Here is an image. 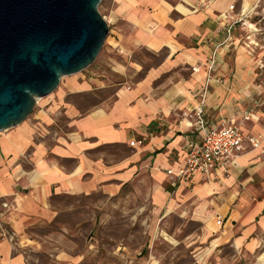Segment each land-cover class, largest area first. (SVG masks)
<instances>
[{"label":"crops","instance_id":"1","mask_svg":"<svg viewBox=\"0 0 264 264\" xmlns=\"http://www.w3.org/2000/svg\"><path fill=\"white\" fill-rule=\"evenodd\" d=\"M257 10V0H112L107 50L122 58L114 70L126 76L141 69L131 59L136 48L161 57L138 80L117 87L109 101L85 112L67 104V132L50 133L45 122L31 120L0 131V202L11 203L1 221L18 240L40 250L43 242L28 229L56 216L53 195L98 189L114 194L145 171L153 178L155 206L173 209L181 196L191 199L208 228L215 230L214 218L224 217V230L213 235L215 248L230 243L237 252L255 254L251 264H264V129L246 130L244 121L254 120L253 114L245 119L242 110L250 68L240 60L251 54V41L239 45L241 36L250 39L257 30ZM230 57L235 64H228ZM109 60L107 53L104 62ZM203 94L206 123L239 124L243 147L226 175L194 174L173 185L166 169L183 163L184 143L196 136L190 127L193 107ZM132 139L143 143L130 146ZM114 146L124 154H108L106 147ZM17 241L0 234V264H31Z\"/></svg>","mask_w":264,"mask_h":264},{"label":"rangeland","instance_id":"2","mask_svg":"<svg viewBox=\"0 0 264 264\" xmlns=\"http://www.w3.org/2000/svg\"><path fill=\"white\" fill-rule=\"evenodd\" d=\"M111 3L112 0H101L98 5L108 31L113 26L108 18ZM257 7V30L250 39L243 35L239 40L240 46L250 40L252 49L240 60L242 66L250 68L251 88L242 110L253 114L254 120L244 121L246 130L254 126L264 129V0H257ZM107 46L105 39L89 66L61 77L52 92L36 99L24 121L45 122L50 133L67 132V104L85 112L101 100L109 101L117 87L138 80L161 57L136 48L131 59L143 66L123 76L113 65L122 60L119 52L107 50ZM107 53L110 60L105 63ZM227 61L232 65L236 59L230 57ZM106 149L108 154H124L117 146ZM152 180L144 171L122 184L114 194L98 189L90 194L53 195L56 216L28 229L31 238L43 242L44 248L40 250L32 249L25 239L18 240L8 224H4L5 229L24 247L31 264H251L255 254L249 251L237 252L230 243L219 249L213 246V235L223 231L224 225L219 226L214 218L215 230L208 228L206 218L196 216L191 199L181 196L173 209L155 206L151 199ZM65 252L66 258H60Z\"/></svg>","mask_w":264,"mask_h":264},{"label":"water","instance_id":"3","mask_svg":"<svg viewBox=\"0 0 264 264\" xmlns=\"http://www.w3.org/2000/svg\"><path fill=\"white\" fill-rule=\"evenodd\" d=\"M100 2L0 0V131L94 61L108 34Z\"/></svg>","mask_w":264,"mask_h":264},{"label":"built area","instance_id":"4","mask_svg":"<svg viewBox=\"0 0 264 264\" xmlns=\"http://www.w3.org/2000/svg\"><path fill=\"white\" fill-rule=\"evenodd\" d=\"M233 8V5L230 6ZM214 64L212 56L209 68ZM204 94L200 101L193 107V118L190 127L194 128L196 136L188 137L184 143L185 157L183 163L176 169H166V174L173 185L180 181L191 178L194 174L226 175L231 166L236 162V153L243 147L244 136L239 124L229 123L219 126H209L204 118L205 99ZM252 114L249 111L243 113L245 119ZM252 145H256L251 138ZM143 143L142 139H132L130 146H138ZM11 208V203L6 200L0 202V234L9 237L14 241V237L8 234L1 216ZM218 225L224 224V217L218 215L216 220ZM15 242V241H14Z\"/></svg>","mask_w":264,"mask_h":264}]
</instances>
